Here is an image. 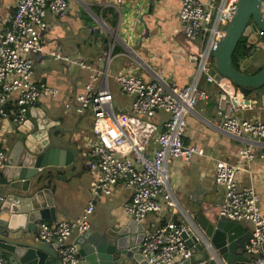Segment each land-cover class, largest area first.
Returning <instances> with one entry per match:
<instances>
[{"label":"built area","instance_id":"built-area-1","mask_svg":"<svg viewBox=\"0 0 264 264\" xmlns=\"http://www.w3.org/2000/svg\"><path fill=\"white\" fill-rule=\"evenodd\" d=\"M72 0H16L11 14L0 13V119L20 126L26 122L30 110L41 97L55 98L60 90L34 79L33 54L43 53L42 33L49 15L67 11ZM84 7L83 0H75ZM127 0H112L107 6L120 14V6ZM240 0H182L179 18L185 39L195 46L189 56L195 63V73L187 86L167 83L153 72L152 80H145L137 72L117 74L114 80L121 92L132 99L128 114L118 117L108 88V73L117 47L118 35L100 17L107 42L98 58L104 67L73 60L72 63L91 72L90 82L76 95V111L83 114L90 109L94 120L90 142L85 153L90 170L97 172L91 186V196L81 215L59 222H39V240L59 248L62 264H79V247L71 238L90 230V217L96 202L110 196L117 186L130 191L131 199L124 204L125 212L137 222L151 214L169 213V219L148 233L141 253L149 264H174L177 259L191 257V251L182 237L204 239L192 213L179 203L169 182V161H190L204 150L185 142L187 117L199 100L207 97L200 82H214L211 69L214 55L226 34V28L236 13ZM264 14V5H263ZM113 38V39H112ZM125 54L135 57L134 50L121 42ZM57 61H67L59 49L49 51ZM99 80L96 94L94 83ZM251 104V103H250ZM256 105V103H254ZM264 108V96L260 100ZM72 108L71 101L65 104ZM160 111L168 118L159 126L152 118ZM221 117L219 130L242 140L246 146L238 152V163L219 161L215 181L224 189V196L216 209L219 219L250 224L252 236L245 249L251 264H264V214L259 206L256 191L239 184V175L245 164L256 159L255 144L262 146L259 155L264 164V120H246L232 116L218 108ZM150 142L155 147L150 148ZM6 154L0 149V169ZM180 215L177 224L174 217ZM0 264H9L0 257Z\"/></svg>","mask_w":264,"mask_h":264},{"label":"crops","instance_id":"crops-1","mask_svg":"<svg viewBox=\"0 0 264 264\" xmlns=\"http://www.w3.org/2000/svg\"><path fill=\"white\" fill-rule=\"evenodd\" d=\"M86 7L72 0L67 11L59 15H49L45 31L42 33L43 53L33 54L34 79L47 83L60 90L55 98L41 97L38 104L29 112L28 119L34 122L39 112H45L53 126L60 130L66 149L75 154L73 176L59 182L57 192L59 208L57 222L79 217L87 206L91 196V186L98 173L90 170L85 153L89 143L94 141L92 132L93 112L80 114L75 97L82 93L90 82L76 74L77 65L73 60L84 61L101 69L99 56L104 50L107 37L100 24V15L112 0H83ZM208 4L211 0H199ZM16 0H0V13L11 14ZM182 0H127L120 6V14L115 26H110L118 35L117 47L108 73V88L113 108L121 119L130 111L132 99L124 95L114 77L122 72H137L145 80H152L153 73L167 83L187 86L195 73V63L190 59V50L195 46L185 39L179 18ZM113 39V38H112ZM121 42L128 43L134 50L135 57L125 54ZM59 49L70 60L57 61L49 51ZM153 72V73H152ZM99 80L94 83L93 94L99 87ZM200 88L207 97L198 101L194 111L187 117L185 142L204 150V154L193 157L190 161L171 159L169 161V182L179 203L192 213L196 219L199 211L205 210L210 218H215L216 209L224 196V189L215 181V172L219 161L238 163V152L246 144L219 130L221 117L218 108L246 120H264V108L257 99L245 98L228 79L220 82H200ZM249 100L251 104L241 103L239 108L231 102ZM71 101L72 108L65 104ZM248 102V103H249ZM90 111V110H89ZM168 118L164 111L158 112L152 122L161 125ZM25 134L16 126L0 119V149L10 158L14 146L25 140ZM155 147L150 142V148ZM257 156L245 164L239 175V184L254 189L259 198V206L264 214V164L260 158L262 146L253 147ZM16 162L29 157L28 152H19ZM15 162V163H16ZM206 200H205V199ZM131 199L130 191L117 186L110 196L96 202L90 217V231L104 233L126 225L131 217L125 212L124 204ZM203 200V201H202ZM202 201V205L199 203ZM169 213L151 214L143 221L147 234L153 232L169 219ZM175 219V217H174ZM178 220H182L178 215ZM53 223V222H48ZM251 231L250 224H244ZM79 236H73L71 242L77 244ZM177 262L180 259L176 260ZM175 261V262H176Z\"/></svg>","mask_w":264,"mask_h":264},{"label":"water","instance_id":"water-1","mask_svg":"<svg viewBox=\"0 0 264 264\" xmlns=\"http://www.w3.org/2000/svg\"><path fill=\"white\" fill-rule=\"evenodd\" d=\"M263 5L264 0L239 1L211 69L215 82L228 79L243 97L257 99L256 104L264 96ZM244 39L247 51L235 67L233 55ZM100 66L104 67V63ZM248 102L245 99L230 104L239 108ZM17 128L25 134V140L16 143L0 169V257L9 264H62L59 248L39 240L37 224L57 222L61 210L56 198L59 182L73 176L75 154L66 149L60 130L44 111L34 122L27 119ZM23 151L29 157L16 162V156ZM205 210L199 211L195 219L204 239L182 233L191 257L174 264H251L245 245L252 232L243 223L210 218ZM175 221L181 223L178 216ZM146 235L144 223L133 218L101 234L89 230L77 239L79 264H149L141 253ZM262 250L264 254V244Z\"/></svg>","mask_w":264,"mask_h":264},{"label":"trees","instance_id":"trees-1","mask_svg":"<svg viewBox=\"0 0 264 264\" xmlns=\"http://www.w3.org/2000/svg\"><path fill=\"white\" fill-rule=\"evenodd\" d=\"M100 17L106 22L109 23L111 26H115L117 18H118V13L113 7H108L107 9H104L100 15ZM107 42V41H106ZM247 47H246V41L241 40L239 43L236 52L233 55V64L235 67H237L239 61L242 59L243 55L246 53ZM90 109L86 110V113H91ZM94 120V119H93Z\"/></svg>","mask_w":264,"mask_h":264},{"label":"rangeland","instance_id":"rangeland-1","mask_svg":"<svg viewBox=\"0 0 264 264\" xmlns=\"http://www.w3.org/2000/svg\"><path fill=\"white\" fill-rule=\"evenodd\" d=\"M76 74L79 75L81 78H87L88 77V71L81 68V67H77L76 68Z\"/></svg>","mask_w":264,"mask_h":264}]
</instances>
